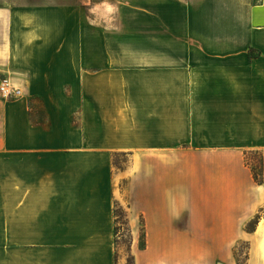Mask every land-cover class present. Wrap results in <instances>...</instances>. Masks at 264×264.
Segmentation results:
<instances>
[{
	"label": "crops",
	"instance_id": "obj_1",
	"mask_svg": "<svg viewBox=\"0 0 264 264\" xmlns=\"http://www.w3.org/2000/svg\"><path fill=\"white\" fill-rule=\"evenodd\" d=\"M4 77L0 264H264V0H0Z\"/></svg>",
	"mask_w": 264,
	"mask_h": 264
},
{
	"label": "rangeland",
	"instance_id": "obj_2",
	"mask_svg": "<svg viewBox=\"0 0 264 264\" xmlns=\"http://www.w3.org/2000/svg\"><path fill=\"white\" fill-rule=\"evenodd\" d=\"M4 1L7 2H15L16 0H1V2ZM23 1V3L31 2L33 0H18ZM36 108H39L38 106ZM37 110V109H36ZM42 109L37 110V114H41ZM131 160V157L128 155H119L114 158V163L116 167L120 169H125L127 165L129 164V161ZM256 162L253 160V168L255 166ZM123 187L126 185L125 182L121 183V186ZM124 210L126 211L127 216L124 218L121 217V228L118 234V238L116 241V236L114 237V244H115V253H114V264H136V254L140 253L141 250H144L141 246L146 243L147 247V238L145 237V241L142 238V230L133 233V230L131 228V225L129 224L128 218V212L127 208L125 206H122ZM126 218V219H125ZM127 220V221H126ZM142 228V226H140ZM140 228V229H141ZM143 229V228H142ZM249 249V244L246 242H241L236 251L237 259L240 262H244L247 256V252Z\"/></svg>",
	"mask_w": 264,
	"mask_h": 264
},
{
	"label": "trees",
	"instance_id": "obj_3",
	"mask_svg": "<svg viewBox=\"0 0 264 264\" xmlns=\"http://www.w3.org/2000/svg\"><path fill=\"white\" fill-rule=\"evenodd\" d=\"M250 53L253 56L255 54L254 49H251ZM250 158L254 159L255 162H256V164H255V166L253 168L255 180L257 182H259V183H263L264 182V155L262 153L253 152V153L250 154ZM115 216H116L115 236H116V241H117L118 234H119V231H120V228H121L120 218L121 217L124 218V216L125 217L127 216L126 211L124 210L122 205L119 204V203H117L116 206H115ZM258 219H259V216H256L255 218H253L249 222V224L247 225V229L249 231H253L255 229V227H256V225L258 223ZM127 220H128V218H127ZM145 237H146V232H145V229L143 228L142 229V238H143V240L145 239ZM145 244L146 243H144L141 247L145 248L146 247Z\"/></svg>",
	"mask_w": 264,
	"mask_h": 264
},
{
	"label": "built area",
	"instance_id": "obj_4",
	"mask_svg": "<svg viewBox=\"0 0 264 264\" xmlns=\"http://www.w3.org/2000/svg\"><path fill=\"white\" fill-rule=\"evenodd\" d=\"M0 94L5 98H11L19 96L21 93L19 92V89L12 86L9 78L4 77L0 78ZM249 164L253 167L251 161H248Z\"/></svg>",
	"mask_w": 264,
	"mask_h": 264
}]
</instances>
